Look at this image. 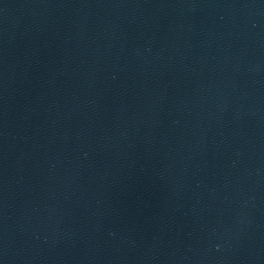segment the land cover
I'll return each mask as SVG.
<instances>
[{"label":"water","instance_id":"1","mask_svg":"<svg viewBox=\"0 0 264 264\" xmlns=\"http://www.w3.org/2000/svg\"><path fill=\"white\" fill-rule=\"evenodd\" d=\"M0 264H264V0H0Z\"/></svg>","mask_w":264,"mask_h":264}]
</instances>
